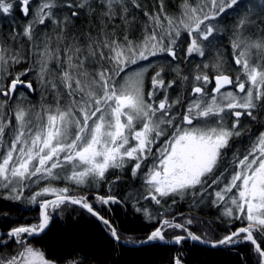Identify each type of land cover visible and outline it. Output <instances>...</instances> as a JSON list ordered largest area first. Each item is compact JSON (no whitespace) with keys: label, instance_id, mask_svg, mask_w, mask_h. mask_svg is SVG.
<instances>
[{"label":"snow or ice","instance_id":"obj_1","mask_svg":"<svg viewBox=\"0 0 264 264\" xmlns=\"http://www.w3.org/2000/svg\"><path fill=\"white\" fill-rule=\"evenodd\" d=\"M32 2L0 0V17L14 19L17 8L23 17H33L22 32H11L10 48L4 46L6 40H0V77L3 78L0 108L5 109L0 113V191L7 192L0 199L23 201L24 192L32 183L44 178L58 179L54 175L57 169L71 167L73 171L66 179L78 185L89 180L100 185L110 170L119 169L123 177L116 176L110 181L109 194H98L96 202L109 207L114 204L128 207L127 200L111 194V185L121 183L124 177L142 181L146 194L139 195L131 208L154 221V227L138 241L122 240L119 230L94 209L86 196L71 195L67 187L44 188L30 201L39 207L38 222L12 227L0 234V239L7 237L4 247L9 242L17 245L14 255L0 256V264H55L28 241L49 226L53 218L49 208L59 210L67 204L78 205L100 220L117 245H173L176 254L170 257L169 264H185L181 249L189 240L211 248L232 249L235 245L247 244L256 257V264H264V130H261L264 129L261 119L264 29L259 36H242L257 23L264 24V19L254 20L251 9L236 19L231 42V61L238 68L235 78L220 71L219 66L217 74L210 76L207 72L210 65L198 64L190 86L183 87L182 95L170 100V92L178 84L188 85L190 79L187 75L180 76L178 67L173 65H178L181 58L190 64L197 55L203 60L210 47L216 46V41L228 30L221 21L230 12L239 13L243 0H200L195 7L186 0L178 18L168 16L164 0H159L155 15L144 13L151 27L140 43L127 36L120 43L112 38L115 33L104 32L102 39L99 34L97 38L81 37L86 41L84 46H77L75 36L69 43L67 34L71 30L70 20L78 19L82 11L92 8L89 0H82L79 5L69 0L63 5L69 10L75 9L70 18L65 17L63 27L55 16V0L41 3L34 13ZM123 3L125 20L129 7L141 9L139 0H123ZM98 7L108 9L101 19L112 16L113 0H101ZM259 9L258 16L264 17V0H260ZM49 22L59 30L62 46L52 51L45 38L43 49L39 50L41 45L37 43L35 31L37 26L47 27ZM17 40L31 45V56L18 53ZM252 49L260 56L250 55ZM29 60V67L13 75L15 65ZM157 60L161 66L151 75L149 87L147 74L155 69ZM90 62L99 70L89 72ZM34 72L50 88L55 105L54 108L52 104L42 105L35 123L31 120L32 109L22 103L13 107L20 89L24 90L21 95L35 92L32 80L28 79ZM169 72L176 75L166 80L164 77ZM229 87L234 91H227ZM243 118L254 123V127L243 126ZM72 128H75L74 138L70 136ZM9 130L11 136L5 141ZM162 137L166 138L164 144L154 149ZM241 137L249 140V146L234 155L230 168L208 183L226 160V152L234 143H243ZM126 164L130 165V172ZM229 172L230 179L224 187H219ZM46 193L56 198L40 199ZM189 194L194 207L208 202V206L217 209L221 222L228 221L227 234L217 238L207 232L197 234L192 226L204 223L199 217L184 213L173 215L164 208L168 198L178 196L183 201ZM141 199L151 201L161 211L153 216L148 208L141 206ZM177 203L173 199L169 207ZM237 221L240 227H235Z\"/></svg>","mask_w":264,"mask_h":264},{"label":"trees","instance_id":"obj_2","mask_svg":"<svg viewBox=\"0 0 264 264\" xmlns=\"http://www.w3.org/2000/svg\"><path fill=\"white\" fill-rule=\"evenodd\" d=\"M68 2L69 0H55L57 5L54 9L55 16L61 22V27L64 26L65 17L70 18L71 11L75 10H69L63 7ZM71 2L79 5L82 0H71ZM89 2L92 5L91 9L82 11L78 19L70 20L69 28L71 30L67 34L69 43L72 42L71 38L75 36L77 37V46H84L86 41L81 37L91 35L93 38H97L99 34V38L102 39L104 32L115 33L112 38L117 39L120 43L124 42L125 36L136 43H140L145 32L151 27L148 17L144 13L149 12L155 15L159 7V0H139L141 9L129 7L127 19L125 20L123 0H113L114 7L112 9V16L101 19L108 9L106 7H98L101 0H89ZM34 3L35 0H33L31 6L33 13L35 12ZM185 3L186 0H164L166 14L170 17H180ZM187 3L195 7L200 3V0H187ZM259 4L260 0H243V5L239 13L230 12L225 16L221 21V25L228 30L216 41V46L210 47L203 60L197 55L192 58L190 64L181 58L178 65H173V67H178L180 76L187 75L190 77L188 85L178 84L177 88L172 91V95L176 99L179 95H182L183 87L190 86L191 78L196 74L195 69L198 64L205 62L209 64L210 67L207 72L210 76L217 74L219 66L220 71L231 74L235 78L237 66L231 61V42L234 39L232 29L236 24L238 16L243 15L247 9H251L254 20L264 19V17L258 16L260 10ZM93 13H95V16ZM13 15L14 19L13 17H9L8 19L0 17V40L7 41L4 45L6 48L12 46L11 32L14 30L22 32L24 26L33 18L31 15L27 18L23 17L18 8ZM164 23L166 26L167 21ZM37 29L35 35L38 37L37 43L41 45L39 50L43 49L42 41L45 38L48 39L50 50L52 51L62 46L58 40L61 34L51 22L48 23L47 27L37 26ZM261 29H264V24L257 23L251 27L250 31L245 30L242 36L245 38L248 36H259ZM182 47L186 48V45ZM15 49L21 56L25 54L31 56L32 48L26 41L21 43L17 40ZM256 54L253 56H256ZM180 55L183 57V52ZM50 63L54 64L55 62L52 61ZM30 64L31 60L22 65H15L13 75L15 72L23 71ZM155 64V69L159 70L161 61L157 60ZM98 70V66L93 67L91 62L89 63V72ZM175 75V73L169 72L164 78L171 80ZM2 79L0 77V81ZM28 79L32 80L35 92L21 95L24 90L20 89L16 94L17 99L13 102V107L16 103H22L25 108L32 109L31 120L35 123L36 114L41 111V106L48 104L54 105V103H52V96L49 94L50 88H46L41 83L35 72ZM48 79L50 80L51 76ZM18 94H20V97H18ZM2 99L0 97V101ZM3 111L5 109L0 108V113ZM261 119L264 120V114H262ZM242 124L245 127H254V123L250 122L247 118H243ZM10 136L11 132L9 130L7 135L4 136V140L8 141ZM240 139L243 143H234L232 149L226 152V160L217 170L215 176L209 179L208 183H211V179L219 177L225 168H230L234 155L242 153L249 146L250 142L248 139L244 137ZM157 146L158 144L154 146V149L159 148ZM3 150H7L6 146ZM149 164H151V161H149ZM125 168L130 172V165L125 166ZM145 171H147L146 168ZM230 174L231 172L228 173V175ZM116 176L123 177V173L118 169L110 170L106 181L100 184L99 188L91 190L74 186L70 188V194L74 196H86L88 202L94 205V209L109 219L119 230L122 240L138 241L140 238H144L149 234L154 227V221H149L142 213L137 214L131 208V204L136 201L139 195L146 194L147 190L143 187L142 181H132L130 178L124 177L121 183L111 185V194L118 195L122 200H127L128 207H125L123 204H114L109 207L96 202V196L98 194L101 196H107L109 194V183ZM227 176L223 181L226 180ZM55 184L61 185L60 183ZM197 191H199V188H197ZM3 195H6V193L0 191V196ZM28 197L29 192H24V200L21 202L14 203L0 199V232H6L12 227L28 226L38 222L39 207L37 204H30ZM48 197L50 196H43L40 199H46ZM173 199L177 200L178 203L175 207L170 208L169 205L172 204ZM140 204L142 207L148 208L153 216L161 211L151 201H143L141 199ZM164 208L168 209L173 215L184 213L186 216L199 217L200 221L204 223L197 222L192 226V230L197 234L207 232L213 238L227 234L228 221L224 220L221 222L218 218L219 213L217 209L208 206V202L200 207H194L191 194L183 201L178 196L168 198L167 203L164 204ZM49 211L53 213V218L47 229L40 236L31 238L28 242L34 248L44 253L47 260L54 261L55 264H72L73 261H81L82 264H169L170 257L176 254L175 247L169 244H156L155 246L143 245L137 247L117 245L107 233L104 225L96 217L91 216L86 210L77 205L67 204L59 210L52 209ZM240 226L239 221L235 222V227ZM231 230L235 229L233 228ZM171 235L172 233L170 232L169 238H171ZM6 239V236L0 239V256L10 257L16 253L17 245L15 242H9L8 246L4 247L3 243ZM233 247L232 249L223 247L211 248L193 243L189 240L185 242L181 251L184 255L185 264H256V257L247 244H238Z\"/></svg>","mask_w":264,"mask_h":264},{"label":"rangeland","instance_id":"obj_3","mask_svg":"<svg viewBox=\"0 0 264 264\" xmlns=\"http://www.w3.org/2000/svg\"><path fill=\"white\" fill-rule=\"evenodd\" d=\"M43 2H46V0H35V3H34V7H35V10L37 9V8H39V6L41 5V3H43ZM48 2H51L50 0H48ZM181 46H184V45H181ZM256 51L257 50H255V49H252V50H249V52H250V55H254V54H256ZM260 56V53L257 51V54H256V56L255 57H259ZM156 63H157V61H155ZM154 62V63H155ZM257 62H259L258 61V59H257ZM206 63V62H205ZM144 65L142 64L141 65V67H143ZM156 70V69H155ZM155 70H150V74L148 73L147 74V79H148V81H149V87H150V78H151V75H154V72H155ZM151 71H153V72H151ZM237 72H238V68H237ZM237 72H236V74H237ZM236 76V75H235ZM227 91H234V90H227ZM18 97H20V94H18ZM160 99H163V95H160ZM176 98L172 95V91L170 92V100H175ZM158 102V101H157ZM52 107L54 108L55 107V105H52ZM185 107H186V105H185ZM179 110V109H178ZM211 126V125H210ZM262 130H264V129H262ZM70 136L72 137V138H74V136H75V128H72V129H70ZM128 164H126L125 166H127ZM77 171H79V170H82V169H76ZM114 169H112L111 171H113ZM119 170V169H118ZM72 171H73V169L71 168V167H68V168H66L65 170H63V171H61V170H59V169H57V170H54V175L55 176H58L59 178L58 179H56V178H44V179H39L37 182H35V183H32L30 186H28L27 188H26V190H25V192H29V203L30 204H34V203H31L30 201H31V197L36 193V192H40V191H42V189H44V188H55V189H62V188H65V187H67V188H69V190H70V188H72V187H74V186H76V187H84V188H86V189H91V190H95V189H97V188H99V186L100 185H96L94 182H92V181H87L86 183H84V184H76L75 182H71V181H68L67 179H66V177L67 176H70L71 175V173H72ZM230 176H231V174L230 175H228L227 176V178H226V180H224L220 185H219V187H224V185H225V183H227V180L228 179H230ZM55 183H60L61 185H57V184H55ZM6 193V195H7V192H5ZM43 196H50V197H54L55 195L54 194H52V193H46V194H44ZM42 196V197H43ZM50 197H48V198H50ZM41 198V197H40ZM48 198H46V199H48ZM49 210H52V208H49ZM219 213V212H218ZM46 259V258H45Z\"/></svg>","mask_w":264,"mask_h":264},{"label":"flooded vegetation","instance_id":"obj_4","mask_svg":"<svg viewBox=\"0 0 264 264\" xmlns=\"http://www.w3.org/2000/svg\"><path fill=\"white\" fill-rule=\"evenodd\" d=\"M213 76H214V75H213ZM214 86H215V85L213 84V85H211L210 87H214ZM229 89H230V90H234V89H232L231 87L227 88L226 90H229ZM165 139H166V138H163V137L161 138V140H160L159 143H158V146H159V147H161V146L164 144ZM156 145H157V144H156ZM158 146H157V147H158Z\"/></svg>","mask_w":264,"mask_h":264},{"label":"water","instance_id":"obj_5","mask_svg":"<svg viewBox=\"0 0 264 264\" xmlns=\"http://www.w3.org/2000/svg\"><path fill=\"white\" fill-rule=\"evenodd\" d=\"M56 197L54 196V197H50V198H48V200H54ZM78 206V205H77ZM80 207V206H79ZM83 209V208H82ZM85 210V209H84ZM40 211V210H39ZM100 221V220H99ZM7 232V231H6ZM3 233H5V232H0V234H3ZM42 234V233H41ZM40 234V235H41ZM40 235H37V236H40ZM37 236H35V237H37ZM34 238V237H33ZM191 242H193V241H191ZM193 243H196V244H200V245H204V246H206V247H208L207 245H205V244H201V243H197V242H193ZM130 246V245H129Z\"/></svg>","mask_w":264,"mask_h":264}]
</instances>
